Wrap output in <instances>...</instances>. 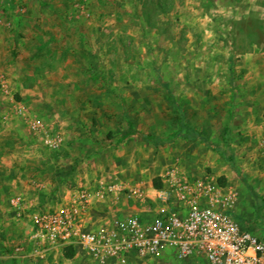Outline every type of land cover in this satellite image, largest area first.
<instances>
[{"label": "rangeland", "instance_id": "obj_1", "mask_svg": "<svg viewBox=\"0 0 264 264\" xmlns=\"http://www.w3.org/2000/svg\"><path fill=\"white\" fill-rule=\"evenodd\" d=\"M181 122L195 138H171ZM128 125L165 142H120ZM172 164L231 187L264 243V0H0V264H94L63 247L12 258V196L48 208L84 178L147 185ZM165 255L130 264H201Z\"/></svg>", "mask_w": 264, "mask_h": 264}, {"label": "built area", "instance_id": "obj_2", "mask_svg": "<svg viewBox=\"0 0 264 264\" xmlns=\"http://www.w3.org/2000/svg\"><path fill=\"white\" fill-rule=\"evenodd\" d=\"M29 129L51 150L64 143L61 132L39 119ZM159 181L154 186L117 177L86 179L54 206L32 210L20 195L12 196L9 202L26 227L12 255L44 260L59 247H71L94 264H130L165 254L178 262L264 264V243L236 219L231 187L210 176H188L174 164Z\"/></svg>", "mask_w": 264, "mask_h": 264}, {"label": "trees", "instance_id": "obj_3", "mask_svg": "<svg viewBox=\"0 0 264 264\" xmlns=\"http://www.w3.org/2000/svg\"><path fill=\"white\" fill-rule=\"evenodd\" d=\"M183 131L184 132V136L185 137H190V138H195L197 133L194 130H191L190 127L186 124V123H180L179 127L176 131L172 132L171 134V138L174 139L176 138L179 133ZM131 136H137L138 140L141 141H148V142H152V143H164L165 140L158 138L157 136L151 135V134H142L139 133L137 131H135L131 125H128V130L126 131V133L123 134V136L120 138V142L124 141L125 139H127L128 137ZM229 161H232L231 159H229ZM154 186H160V181L159 180H155L152 183ZM64 250L66 252H69V255L71 256L73 254V248L71 247H66L64 248Z\"/></svg>", "mask_w": 264, "mask_h": 264}, {"label": "crops", "instance_id": "obj_4", "mask_svg": "<svg viewBox=\"0 0 264 264\" xmlns=\"http://www.w3.org/2000/svg\"><path fill=\"white\" fill-rule=\"evenodd\" d=\"M92 178H93V179H96V178H94V177H92ZM86 179H87V178H84V180H83L82 182H84ZM38 182H40V181H38ZM79 184H80V183H78V185H79ZM21 223H23V222H21ZM23 225H24V227H25V224H24V223H23ZM25 232H26V227H25V231H24V233H25ZM20 243H21V242H20ZM20 243H19V244H20ZM19 244H17V245H19ZM17 245H16V246H17ZM14 247H15V246H14ZM14 247H13V248H14ZM13 248H12V250H13ZM12 258H17V259H22V260H24V259H25V260H35V259H33V258H29V257L13 256V255H12Z\"/></svg>", "mask_w": 264, "mask_h": 264}]
</instances>
